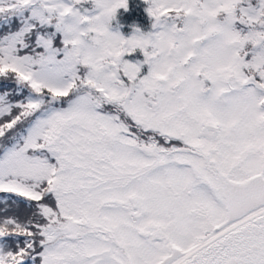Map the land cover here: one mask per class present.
I'll return each mask as SVG.
<instances>
[{
    "label": "snow or ice",
    "instance_id": "snow-or-ice-1",
    "mask_svg": "<svg viewBox=\"0 0 264 264\" xmlns=\"http://www.w3.org/2000/svg\"><path fill=\"white\" fill-rule=\"evenodd\" d=\"M0 264H264V0H0Z\"/></svg>",
    "mask_w": 264,
    "mask_h": 264
},
{
    "label": "trees",
    "instance_id": "trees-1",
    "mask_svg": "<svg viewBox=\"0 0 264 264\" xmlns=\"http://www.w3.org/2000/svg\"><path fill=\"white\" fill-rule=\"evenodd\" d=\"M130 3H132L131 0H130ZM129 15H131V14L125 13L123 9L119 10V12H118V17H121V20L123 22H126L127 20H136L139 23L143 24L144 20L141 21V19L143 18V15H141V10L133 13L131 18L128 17Z\"/></svg>",
    "mask_w": 264,
    "mask_h": 264
},
{
    "label": "rangeland",
    "instance_id": "rangeland-1",
    "mask_svg": "<svg viewBox=\"0 0 264 264\" xmlns=\"http://www.w3.org/2000/svg\"><path fill=\"white\" fill-rule=\"evenodd\" d=\"M131 1L133 2V0H131ZM141 12H142V10H141ZM131 16H132V14L129 15L128 17L131 18ZM118 18H119V20H120V23H121L122 25H124V27L121 29L122 34H124L125 36L130 35V28L128 27V25L132 24L134 20H127L126 22H123V21L121 20V17H118ZM142 20H144L143 24H146V23H147L146 18H145L144 16H143V18L141 19V21H142ZM137 23H139V22L137 21Z\"/></svg>",
    "mask_w": 264,
    "mask_h": 264
}]
</instances>
